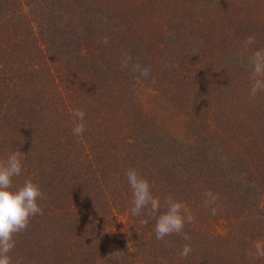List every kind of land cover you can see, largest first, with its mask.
<instances>
[{
    "label": "trees",
    "instance_id": "trees-1",
    "mask_svg": "<svg viewBox=\"0 0 264 264\" xmlns=\"http://www.w3.org/2000/svg\"><path fill=\"white\" fill-rule=\"evenodd\" d=\"M259 49L264 0H0V160L23 153L13 189L31 178L46 197L12 264H264ZM129 169L161 213L168 197L188 206L190 241L165 244L147 209L131 215ZM208 191L218 199L205 208Z\"/></svg>",
    "mask_w": 264,
    "mask_h": 264
},
{
    "label": "clouds",
    "instance_id": "clouds-1",
    "mask_svg": "<svg viewBox=\"0 0 264 264\" xmlns=\"http://www.w3.org/2000/svg\"><path fill=\"white\" fill-rule=\"evenodd\" d=\"M109 37L102 38V43L107 44ZM256 43L255 35H250L245 40V45L250 46ZM249 63L252 66L251 79L254 81L251 87V96L255 97L258 91L264 90V49L255 51L249 57ZM127 67V65H122ZM144 77H147L151 69L135 67ZM85 111L77 109L73 112L77 123L72 128L74 136H81L86 130ZM20 151L0 160V264H12L9 253L15 248V237L24 232L30 223V220L36 215H43V209L38 204V200L46 198L40 187L28 178L23 185L13 189V179L21 175L23 163ZM126 178L133 195V207L130 213L133 217L141 215L142 211L147 209V216L155 220L156 239L164 241V238L173 234H183L186 241H190V236L184 233L185 224H192L194 216L188 206L180 201H174L171 197L166 200L167 211L160 212L161 202L154 197L151 191L149 181L141 176L135 169H129L126 172ZM206 199L203 202L205 208L211 207L216 202L218 196L211 191L206 192ZM216 208H211V214L216 215ZM142 226H146L147 219L140 221ZM167 244V241H164ZM192 249L190 244H185L180 257L187 258ZM251 255V254H250ZM257 258H264V246L257 245L255 249ZM16 264H22L17 261Z\"/></svg>",
    "mask_w": 264,
    "mask_h": 264
},
{
    "label": "rangeland",
    "instance_id": "rangeland-1",
    "mask_svg": "<svg viewBox=\"0 0 264 264\" xmlns=\"http://www.w3.org/2000/svg\"><path fill=\"white\" fill-rule=\"evenodd\" d=\"M128 218L125 213H119L114 220L113 226L115 230H123L125 227L128 226Z\"/></svg>",
    "mask_w": 264,
    "mask_h": 264
}]
</instances>
